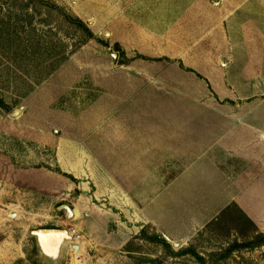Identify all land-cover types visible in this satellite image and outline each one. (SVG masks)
Instances as JSON below:
<instances>
[{"label":"rangeland","instance_id":"374dc122","mask_svg":"<svg viewBox=\"0 0 264 264\" xmlns=\"http://www.w3.org/2000/svg\"><path fill=\"white\" fill-rule=\"evenodd\" d=\"M112 2L0 0V264H264V241L231 248L264 234L250 98L223 106L215 147H100L91 133L103 79L138 54Z\"/></svg>","mask_w":264,"mask_h":264},{"label":"crops","instance_id":"0c3cea01","mask_svg":"<svg viewBox=\"0 0 264 264\" xmlns=\"http://www.w3.org/2000/svg\"><path fill=\"white\" fill-rule=\"evenodd\" d=\"M112 3L127 9L118 39L138 54L103 79L102 126L91 132L101 133L100 147H215L232 122L223 106L237 97L250 98L246 147H264V0ZM83 137L71 141L85 147ZM252 195L264 199V191Z\"/></svg>","mask_w":264,"mask_h":264},{"label":"trees","instance_id":"16d2710c","mask_svg":"<svg viewBox=\"0 0 264 264\" xmlns=\"http://www.w3.org/2000/svg\"><path fill=\"white\" fill-rule=\"evenodd\" d=\"M229 100V99H228ZM230 102H232L231 100H229ZM1 102V104L2 105H4V103H3V101H0ZM59 171H61V169L59 168L58 169ZM63 173L65 174V175H68V176H70L73 180H76V178L75 177H73V175L71 174V173H67V172H65V171H63ZM264 241V234H262V235H259V236H257L255 239H253V240H247V241H244V242H237V243H234L232 246H231V248H233V247H248V246H253V245H257V244H259V243H261V242H263ZM231 248H229V249H231ZM228 249V250H229ZM199 256V255H198ZM200 258H202L201 256H199Z\"/></svg>","mask_w":264,"mask_h":264},{"label":"bare ground","instance_id":"6f19581e","mask_svg":"<svg viewBox=\"0 0 264 264\" xmlns=\"http://www.w3.org/2000/svg\"><path fill=\"white\" fill-rule=\"evenodd\" d=\"M74 232V231H73ZM73 232H71V233H73ZM44 234H45V236H46V238L47 239H49V241H51V240H53L54 238H55V236H57L58 235V232H57V234H56V231L55 230H51L50 231V233H47V232H44ZM40 235V234H39ZM61 235V234H60ZM68 235H69V233H68ZM62 236V235H61ZM67 238L68 237H70V235L69 236H66ZM63 238H65V235H64V237ZM79 238H81V237H79ZM79 238H76L75 240L76 241H78L79 242ZM46 239V240H47ZM75 240H73V241H75ZM56 241H57V239H56ZM44 244V243H43ZM51 244V243H50ZM54 244H55V242H54ZM79 246H80V249H79ZM53 248H54V245H53ZM60 248V247H59ZM74 248H75V252H77V253H81V250H82V248L83 247H81V245H79L78 244V246H77V244L75 243V246H74ZM51 252V251H50Z\"/></svg>","mask_w":264,"mask_h":264},{"label":"water","instance_id":"95a60500","mask_svg":"<svg viewBox=\"0 0 264 264\" xmlns=\"http://www.w3.org/2000/svg\"><path fill=\"white\" fill-rule=\"evenodd\" d=\"M51 230H55L56 231V234H57V232H58V235H62V234H64V235H66V236H69L68 235V232H67V230L66 229H49V228H42V229H40L39 231L41 232V233H43L44 234V232H47V233H50V231ZM45 235V234H44ZM46 237V236H45Z\"/></svg>","mask_w":264,"mask_h":264}]
</instances>
